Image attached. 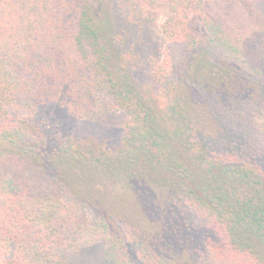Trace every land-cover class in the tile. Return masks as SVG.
<instances>
[{
    "label": "trees",
    "instance_id": "obj_1",
    "mask_svg": "<svg viewBox=\"0 0 264 264\" xmlns=\"http://www.w3.org/2000/svg\"><path fill=\"white\" fill-rule=\"evenodd\" d=\"M119 16L138 33L163 20L148 85ZM258 78L264 0H0V264L97 247L90 264H264ZM251 104L250 132L236 113ZM49 105L124 113L120 145L47 137Z\"/></svg>",
    "mask_w": 264,
    "mask_h": 264
},
{
    "label": "rangeland",
    "instance_id": "obj_2",
    "mask_svg": "<svg viewBox=\"0 0 264 264\" xmlns=\"http://www.w3.org/2000/svg\"><path fill=\"white\" fill-rule=\"evenodd\" d=\"M117 19L118 26L121 29L126 41V49L130 55L139 52L142 64L135 65V73L139 83L148 85L151 76L152 61L160 62L162 52L161 26L163 20H159L153 25L146 26L140 33L134 25L128 24L125 20ZM137 33V34H136ZM134 51V52H133ZM264 87L263 79H256ZM256 81V82H257ZM264 89V88H263ZM256 106H241L236 115L245 122L244 129L253 131L255 126L249 122L256 113ZM127 118L124 113L115 112L94 120H78L71 117L65 110L56 105L41 107L35 116V122L40 125L47 137L59 136L62 138H71L78 146L83 149H97L100 145L104 149L113 151L120 145L121 137L125 130ZM246 131V130H245ZM99 145V146H98ZM89 146V147H87ZM100 260L103 257L102 248L97 247L88 252L87 260L82 261L80 257H68L67 264H90L91 258ZM84 262V263H83Z\"/></svg>",
    "mask_w": 264,
    "mask_h": 264
}]
</instances>
